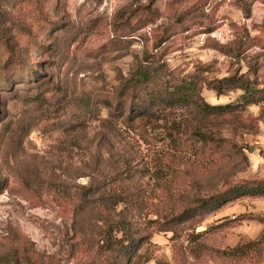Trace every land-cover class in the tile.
<instances>
[{
  "label": "rangeland",
  "instance_id": "1",
  "mask_svg": "<svg viewBox=\"0 0 264 264\" xmlns=\"http://www.w3.org/2000/svg\"><path fill=\"white\" fill-rule=\"evenodd\" d=\"M240 184L264 0H0V264H264V194L197 207Z\"/></svg>",
  "mask_w": 264,
  "mask_h": 264
},
{
  "label": "trees",
  "instance_id": "2",
  "mask_svg": "<svg viewBox=\"0 0 264 264\" xmlns=\"http://www.w3.org/2000/svg\"><path fill=\"white\" fill-rule=\"evenodd\" d=\"M142 71L144 73V70ZM146 78L147 76H143V79ZM222 83H227V86H222ZM218 84L219 86L217 87L215 86L213 87V89H215L219 94L223 93L225 90H230L234 88H240L244 90L242 84H238V81H234L233 77H225L222 80L218 81ZM204 106L213 110H223V109H227L229 107V104H225L224 106H214L210 104H204ZM244 193L264 194V186L259 185L248 188L240 184L230 188L227 191L220 192L212 197H209L204 200L203 199L200 200L197 207H201L203 209H213L221 205L224 201H226L229 196H239V195H243ZM105 243H107L106 247L108 249L111 248L119 249V251H129L130 253L136 250L135 248L136 242L130 237V233L129 234L127 233V239L125 238L124 235H121L120 237H115L113 239L111 238L109 240H106ZM126 264H131L130 258L127 259Z\"/></svg>",
  "mask_w": 264,
  "mask_h": 264
}]
</instances>
